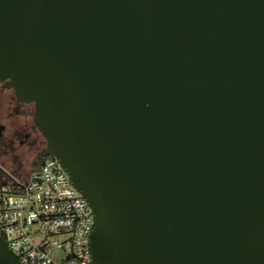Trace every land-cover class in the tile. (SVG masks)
Masks as SVG:
<instances>
[{"label": "water", "instance_id": "water-1", "mask_svg": "<svg viewBox=\"0 0 264 264\" xmlns=\"http://www.w3.org/2000/svg\"><path fill=\"white\" fill-rule=\"evenodd\" d=\"M2 81L93 209L94 264H264V0H0Z\"/></svg>", "mask_w": 264, "mask_h": 264}, {"label": "built area", "instance_id": "built-area-1", "mask_svg": "<svg viewBox=\"0 0 264 264\" xmlns=\"http://www.w3.org/2000/svg\"><path fill=\"white\" fill-rule=\"evenodd\" d=\"M94 223L89 202L49 154L0 187V235L22 264H94Z\"/></svg>", "mask_w": 264, "mask_h": 264}, {"label": "flooded vegetation", "instance_id": "flooded-vegetation-1", "mask_svg": "<svg viewBox=\"0 0 264 264\" xmlns=\"http://www.w3.org/2000/svg\"><path fill=\"white\" fill-rule=\"evenodd\" d=\"M35 105L18 98L7 81L0 82V187L18 164L33 156L29 170L39 163L47 142L34 120ZM24 172V171H23Z\"/></svg>", "mask_w": 264, "mask_h": 264}, {"label": "rangeland", "instance_id": "rangeland-1", "mask_svg": "<svg viewBox=\"0 0 264 264\" xmlns=\"http://www.w3.org/2000/svg\"><path fill=\"white\" fill-rule=\"evenodd\" d=\"M47 146V144H46ZM33 156H29L25 159V161H23L24 163H21V164H18L17 166L14 167V169H16L17 171L16 172H23V171H26L27 168L30 167V162L33 160ZM40 165V164H39ZM32 169H35V166H32L30 168V170Z\"/></svg>", "mask_w": 264, "mask_h": 264}, {"label": "trees", "instance_id": "trees-1", "mask_svg": "<svg viewBox=\"0 0 264 264\" xmlns=\"http://www.w3.org/2000/svg\"><path fill=\"white\" fill-rule=\"evenodd\" d=\"M44 155H48L47 149L43 152ZM38 165V163H35V166Z\"/></svg>", "mask_w": 264, "mask_h": 264}]
</instances>
